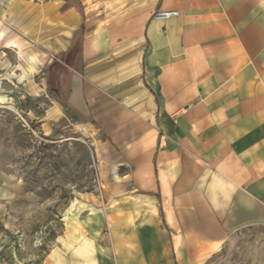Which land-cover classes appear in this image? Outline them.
<instances>
[{
    "label": "crops",
    "instance_id": "0c3cea01",
    "mask_svg": "<svg viewBox=\"0 0 264 264\" xmlns=\"http://www.w3.org/2000/svg\"><path fill=\"white\" fill-rule=\"evenodd\" d=\"M91 1L9 85L44 130L81 122L104 164V202L66 213L43 264H209L264 227V0Z\"/></svg>",
    "mask_w": 264,
    "mask_h": 264
},
{
    "label": "rangeland",
    "instance_id": "374dc122",
    "mask_svg": "<svg viewBox=\"0 0 264 264\" xmlns=\"http://www.w3.org/2000/svg\"><path fill=\"white\" fill-rule=\"evenodd\" d=\"M85 1L68 0L59 8L53 0H0V29L14 38L0 43V253L9 259L3 264H37L46 253L49 263L66 233V213L86 194L104 202V164L93 133L70 117L44 130L15 107L21 92L9 87L33 73L20 53L42 46L71 17V7L83 8ZM93 4L106 6L107 0ZM209 264H264V227L237 232Z\"/></svg>",
    "mask_w": 264,
    "mask_h": 264
},
{
    "label": "built area",
    "instance_id": "2783aa9c",
    "mask_svg": "<svg viewBox=\"0 0 264 264\" xmlns=\"http://www.w3.org/2000/svg\"><path fill=\"white\" fill-rule=\"evenodd\" d=\"M179 15L178 11H159L155 14V19L157 20H168L173 17H177ZM19 118L23 122L24 126L30 128V125L27 121L23 118V116L18 113Z\"/></svg>",
    "mask_w": 264,
    "mask_h": 264
},
{
    "label": "trees",
    "instance_id": "16d2710c",
    "mask_svg": "<svg viewBox=\"0 0 264 264\" xmlns=\"http://www.w3.org/2000/svg\"><path fill=\"white\" fill-rule=\"evenodd\" d=\"M47 254H48V253H46V255H47ZM46 255L44 256L43 260L40 261V262L37 263V264H42V263L44 262V259H45ZM8 262H9V259H8V257L6 256V254H5V253H0V264L8 263Z\"/></svg>",
    "mask_w": 264,
    "mask_h": 264
}]
</instances>
